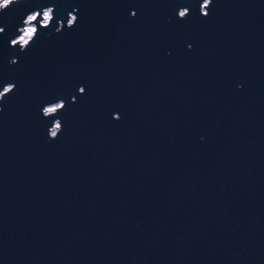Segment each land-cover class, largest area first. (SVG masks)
I'll list each match as a JSON object with an SVG mask.
<instances>
[{"label":"water","instance_id":"1","mask_svg":"<svg viewBox=\"0 0 264 264\" xmlns=\"http://www.w3.org/2000/svg\"><path fill=\"white\" fill-rule=\"evenodd\" d=\"M207 2L0 7V264H264V0Z\"/></svg>","mask_w":264,"mask_h":264},{"label":"rangeland","instance_id":"2","mask_svg":"<svg viewBox=\"0 0 264 264\" xmlns=\"http://www.w3.org/2000/svg\"><path fill=\"white\" fill-rule=\"evenodd\" d=\"M0 3L2 4L3 0H0ZM32 17H33V14L27 18V20L25 21V25L21 28L20 35L14 40V41H18V44L20 45L24 44L32 35L33 25L29 23V21L32 20L31 19ZM48 17H49V10L48 9L43 10L42 22L47 21ZM55 126H57V124H55ZM53 131H56V130L54 129ZM53 131L50 132L51 135Z\"/></svg>","mask_w":264,"mask_h":264},{"label":"snow or ice","instance_id":"3","mask_svg":"<svg viewBox=\"0 0 264 264\" xmlns=\"http://www.w3.org/2000/svg\"><path fill=\"white\" fill-rule=\"evenodd\" d=\"M8 2H9V0H3V3L0 4V7L6 6L8 4ZM207 5H208V2H207V0H205L204 6L207 7ZM179 16L180 17H185V12L184 11L179 12ZM31 19H35V17H32ZM80 90H81L82 93L84 92V88L83 87H81ZM9 91H11V87H5L3 89V91L0 92V96H3L5 93H8ZM62 107H63L62 104H56L54 107H45L43 109V111L47 115L49 113L56 112L57 109L62 108ZM59 127H60V125L57 124V128H59ZM55 134H56L55 131H53L52 135L55 136Z\"/></svg>","mask_w":264,"mask_h":264},{"label":"built area","instance_id":"4","mask_svg":"<svg viewBox=\"0 0 264 264\" xmlns=\"http://www.w3.org/2000/svg\"><path fill=\"white\" fill-rule=\"evenodd\" d=\"M1 4V3H0Z\"/></svg>","mask_w":264,"mask_h":264}]
</instances>
